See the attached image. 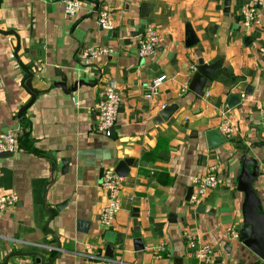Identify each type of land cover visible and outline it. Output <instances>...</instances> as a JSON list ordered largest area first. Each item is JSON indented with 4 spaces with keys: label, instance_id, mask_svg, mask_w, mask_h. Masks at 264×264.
<instances>
[{
    "label": "crops",
    "instance_id": "0c3cea01",
    "mask_svg": "<svg viewBox=\"0 0 264 264\" xmlns=\"http://www.w3.org/2000/svg\"><path fill=\"white\" fill-rule=\"evenodd\" d=\"M247 6L259 18L251 28L241 23ZM103 10L111 29L99 24ZM147 27L159 43L143 58L137 39ZM261 48L264 0H79L73 18L58 1L0 0V132L18 140L0 158V196H18L0 215V264H38L31 253L43 264H205L189 239L212 247L208 264H264L231 238L243 223L245 196L235 187L243 170L256 172L251 188L264 214ZM200 60L210 80L198 96L189 82ZM24 68L36 95L18 118L31 98ZM160 75L166 81L147 100ZM112 81L121 104L106 137L96 129V104ZM225 121L230 138L219 129ZM125 160L120 210L105 227L102 172ZM210 167L219 186L189 202L192 179Z\"/></svg>",
    "mask_w": 264,
    "mask_h": 264
},
{
    "label": "built area",
    "instance_id": "2783aa9c",
    "mask_svg": "<svg viewBox=\"0 0 264 264\" xmlns=\"http://www.w3.org/2000/svg\"><path fill=\"white\" fill-rule=\"evenodd\" d=\"M44 1H58L63 4L64 15L68 18L76 16L79 8V0H44ZM242 25L246 28H251L259 24L257 16V9L255 6H247L242 12ZM99 24L106 28L111 29V22L109 20V13L106 10L98 14ZM10 41V39H8ZM159 43V34L156 29L147 27L145 31L138 36V55L139 57H148L153 54ZM102 52H106L103 50ZM264 54V48L260 49ZM191 71H196L195 66L190 67ZM166 75H160L154 78L146 87L145 98L147 100L154 99L160 92L161 85L166 81ZM186 90V86L183 88ZM121 99L119 92L116 88L115 82L108 83L99 93V98L96 104L97 123L96 129L106 137H110L112 130L115 127L117 115L120 109ZM165 106H162L164 108ZM264 128V119L262 122ZM223 135L230 138L234 130L229 122L225 121L221 124L220 128ZM18 140L17 135L13 130L0 132V154H14L17 151ZM123 178L115 173L113 167H106L103 169L101 189L106 195L107 205L101 210L99 215V223L105 227H110L115 220L117 213L120 210V193L122 190ZM220 184V179L216 174L214 167H210L204 174L195 176L192 179L193 192L189 198V202H201L208 194L209 191L216 189ZM18 202V196L12 192H6L0 196V215L7 209L14 207ZM232 239H238L239 233L236 231L231 232ZM188 245L196 249L195 257L205 264L211 262L213 257V249L208 244L197 245L192 239H189ZM162 250V248H161Z\"/></svg>",
    "mask_w": 264,
    "mask_h": 264
},
{
    "label": "water",
    "instance_id": "95a60500",
    "mask_svg": "<svg viewBox=\"0 0 264 264\" xmlns=\"http://www.w3.org/2000/svg\"><path fill=\"white\" fill-rule=\"evenodd\" d=\"M26 73V77L24 80V87L30 94V101L25 104L18 112V118L22 116L23 112L29 107V105L35 99L36 92L31 88V79L32 74L28 72L26 68H24ZM210 80V68L209 66H205L203 61L200 60L198 62V67L196 73L192 77L189 82V90L195 93L198 96H201L204 92L205 84L207 81ZM81 84V83H80ZM79 84V85H80ZM58 87H61L65 90L64 82H59L56 84ZM74 88V87H73ZM74 89L67 90V93L72 92ZM66 91V90H65ZM175 108L169 107L163 110L160 115L165 120L169 117L174 111ZM114 134V129L111 132L112 136ZM12 156V154H0V158H8ZM71 162L70 159L62 161L63 170L67 169L68 164ZM131 166V160H125L119 162L116 167L114 168L115 173L120 177H125L128 172V167ZM103 173V172H102ZM256 172L249 174L247 171L241 173V175L235 181V187L237 190L244 194L245 202L242 207V214H243V223L239 230V239L240 242L251 252H253L262 262H264V214L259 212L256 208V197L255 193L251 188V181L255 178ZM193 189L188 191L187 200L191 196ZM67 206V202L60 203L59 205L55 206L56 211H61L63 208ZM52 216H50L48 223L46 224V228L48 232H52V223H51ZM107 249V253H108ZM12 255H20V254H12ZM25 255H32L36 257V262L38 264H43L42 256L36 253L25 254ZM107 255H110L109 253Z\"/></svg>",
    "mask_w": 264,
    "mask_h": 264
}]
</instances>
